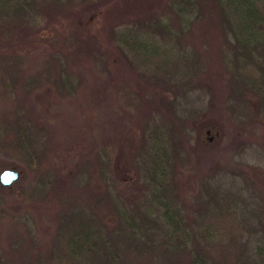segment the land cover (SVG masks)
I'll use <instances>...</instances> for the list:
<instances>
[{
    "label": "trees",
    "instance_id": "obj_1",
    "mask_svg": "<svg viewBox=\"0 0 264 264\" xmlns=\"http://www.w3.org/2000/svg\"><path fill=\"white\" fill-rule=\"evenodd\" d=\"M89 2L97 0H44L45 6L61 11L65 30H53L48 39L56 44L33 72L18 74L24 55L0 46V96L13 98L15 104L13 119L8 117L7 147L35 173L33 187L24 195L62 192L67 182L53 170L23 121L17 89L30 92L48 84L63 97L72 90L69 63L91 61L98 71H110L114 48L136 71H145L157 91L139 161L142 193L123 198L116 190L121 179L110 175L111 156L100 151L88 160L93 170L79 179L96 186L80 193L82 202L62 200L47 245L32 241L15 264H148L152 255L155 264H264V204L249 205L205 179L188 214L169 194L168 173L178 156L177 136L190 130L188 95L195 71H203L210 55L221 61L224 71H239L234 79L243 86L228 87L226 98L236 109L253 107L251 112L264 120V0H167L164 16L117 25L107 35L81 30L77 7ZM43 4L0 0V19L37 25ZM192 34L198 35L201 50L186 42ZM134 94L141 97L139 91ZM225 249L228 258L220 253ZM0 264L13 263L1 253Z\"/></svg>",
    "mask_w": 264,
    "mask_h": 264
},
{
    "label": "rangeland",
    "instance_id": "obj_2",
    "mask_svg": "<svg viewBox=\"0 0 264 264\" xmlns=\"http://www.w3.org/2000/svg\"><path fill=\"white\" fill-rule=\"evenodd\" d=\"M166 1L97 0L77 7L78 22L86 33L107 35L117 25L164 16ZM42 8L37 25L0 19V46L25 57L18 74L35 71L56 44L48 39L53 30H65L60 10L45 4ZM165 17L176 25L173 16ZM186 42L191 48H203L198 35L192 34ZM112 53L115 61L110 71H98L91 61L69 63L72 90L63 97L48 84L30 92L17 89L23 121L53 170L67 182L58 194L24 195L33 187L35 173L7 147L6 128L13 119L15 104L13 98L0 96V171L13 167L20 172L19 179L11 185L0 184V254L13 264L21 249L32 241L47 245L55 218L64 205L62 200L69 204L82 202L80 193L96 186L94 181L79 183V179L84 171L93 170L88 160L100 151H108L111 156L110 175L121 179L116 184L120 195L130 200L142 193L139 161L144 153L143 140L153 122L157 91L145 71H136L114 48ZM238 72L224 71L221 61L211 55L203 71H195V83L188 95V106L193 111L186 124L190 130L188 135L177 136L174 146L178 156L168 172L169 194L188 214L192 213L193 196L205 179L249 205L264 204V120L255 115L254 109L251 112L252 106L251 111L236 109L234 101L226 98L228 87L243 86L235 82ZM138 91L141 97L134 94ZM163 126L169 129L167 124ZM220 253L227 258L230 255L228 249ZM146 261L155 264L157 257L152 255Z\"/></svg>",
    "mask_w": 264,
    "mask_h": 264
},
{
    "label": "water",
    "instance_id": "obj_3",
    "mask_svg": "<svg viewBox=\"0 0 264 264\" xmlns=\"http://www.w3.org/2000/svg\"><path fill=\"white\" fill-rule=\"evenodd\" d=\"M20 172L13 167H7L0 171V184L9 186L19 179Z\"/></svg>",
    "mask_w": 264,
    "mask_h": 264
}]
</instances>
